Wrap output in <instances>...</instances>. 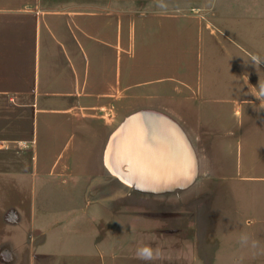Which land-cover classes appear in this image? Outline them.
<instances>
[{
	"label": "crops",
	"instance_id": "obj_1",
	"mask_svg": "<svg viewBox=\"0 0 264 264\" xmlns=\"http://www.w3.org/2000/svg\"><path fill=\"white\" fill-rule=\"evenodd\" d=\"M229 1L0 0V264H264V8ZM141 113L218 190L143 197L119 243L117 129Z\"/></svg>",
	"mask_w": 264,
	"mask_h": 264
},
{
	"label": "water",
	"instance_id": "obj_2",
	"mask_svg": "<svg viewBox=\"0 0 264 264\" xmlns=\"http://www.w3.org/2000/svg\"><path fill=\"white\" fill-rule=\"evenodd\" d=\"M124 122L117 129L116 163L131 179L144 187L174 190L194 179L186 142L173 125L148 113L126 117Z\"/></svg>",
	"mask_w": 264,
	"mask_h": 264
},
{
	"label": "rangeland",
	"instance_id": "obj_3",
	"mask_svg": "<svg viewBox=\"0 0 264 264\" xmlns=\"http://www.w3.org/2000/svg\"><path fill=\"white\" fill-rule=\"evenodd\" d=\"M186 4L192 6H212L214 10L218 7L223 0H183ZM227 1V0H225ZM229 1V0H228ZM241 0H237L239 4ZM230 3V1H229ZM258 3V2H257ZM235 4V2H234ZM255 0H242V7L243 9L246 8H254ZM262 8H264V0H262ZM258 7V4H257ZM126 116L120 118L119 126L121 127L125 124ZM121 131V130H120ZM121 161V160H120ZM130 175L126 172V169L123 165L119 164L118 166V188L117 194L119 196V204H118V211H119V232H118V242H125V237L128 235V228L130 226V220L132 218L128 217L132 214V212H139L142 211V198L147 197L150 198L149 203L145 202L148 207H153L155 210H158V207L161 206L163 210L166 209L168 213L174 212L175 207V197L179 198L180 203L182 202V206L184 211L186 207H190L191 198L194 197L195 199L200 200L201 206H205L207 201V196L211 195V193L215 190L211 188L208 182H205V177L194 176V179L198 178L196 184L191 188H184V189H154L150 186H143L142 182L137 181L136 179L133 180L129 177ZM114 177V176H113ZM222 190V189H219ZM88 196L92 197L96 194H103L104 187L96 188L95 190L91 191V188H87ZM95 191V193H94ZM92 193V194H91ZM156 197H167L166 200H158ZM132 198H134V202L132 203ZM197 201V200H196ZM131 202V203H130ZM90 215H92L93 205H88ZM130 219V220H129ZM87 230L90 231L89 236L86 237L87 243L91 244L95 242V237L93 235L94 229L93 224H87Z\"/></svg>",
	"mask_w": 264,
	"mask_h": 264
},
{
	"label": "clouds",
	"instance_id": "obj_4",
	"mask_svg": "<svg viewBox=\"0 0 264 264\" xmlns=\"http://www.w3.org/2000/svg\"><path fill=\"white\" fill-rule=\"evenodd\" d=\"M254 65H260L264 63V59H261L259 56H252L251 57ZM258 91L254 94L255 97L261 101H264V83H259L258 87H256ZM243 243L247 244L249 237L244 235L241 237ZM252 246L255 247V242H252ZM160 255L159 249H153L151 246L143 245L136 249V256L144 261H150L156 256Z\"/></svg>",
	"mask_w": 264,
	"mask_h": 264
},
{
	"label": "built area",
	"instance_id": "obj_5",
	"mask_svg": "<svg viewBox=\"0 0 264 264\" xmlns=\"http://www.w3.org/2000/svg\"><path fill=\"white\" fill-rule=\"evenodd\" d=\"M19 145L21 146V145H25V143H19Z\"/></svg>",
	"mask_w": 264,
	"mask_h": 264
}]
</instances>
